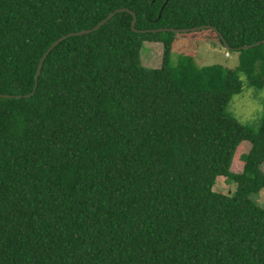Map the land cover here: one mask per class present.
Here are the masks:
<instances>
[{
  "label": "trees",
  "instance_id": "16d2710c",
  "mask_svg": "<svg viewBox=\"0 0 264 264\" xmlns=\"http://www.w3.org/2000/svg\"><path fill=\"white\" fill-rule=\"evenodd\" d=\"M123 8L139 32L123 12L68 38L26 98L53 43ZM200 26L236 69L172 65L179 34L144 32ZM263 40L264 0H0V264H264V117L228 111L241 75L264 88V44L242 49Z\"/></svg>",
  "mask_w": 264,
  "mask_h": 264
},
{
  "label": "rangeland",
  "instance_id": "374dc122",
  "mask_svg": "<svg viewBox=\"0 0 264 264\" xmlns=\"http://www.w3.org/2000/svg\"><path fill=\"white\" fill-rule=\"evenodd\" d=\"M174 46L171 64H178L182 56L193 57L196 65L200 68L220 66L226 69H236L239 65V52H231L225 49L210 31L197 33L179 34ZM264 52V46L262 48ZM143 65L149 69H158L163 62V45L160 43L144 44L141 52ZM247 78L241 75L243 81V91L234 96L230 105L229 113L243 125L254 131L259 129L264 117V88L256 89L248 84ZM251 149L249 142H244L237 152L231 171L239 174L244 168L243 157ZM264 169V165H263ZM237 185L233 181L219 177L214 190L225 195H232L236 191ZM253 199L264 207V189L253 196Z\"/></svg>",
  "mask_w": 264,
  "mask_h": 264
},
{
  "label": "water",
  "instance_id": "95a60500",
  "mask_svg": "<svg viewBox=\"0 0 264 264\" xmlns=\"http://www.w3.org/2000/svg\"><path fill=\"white\" fill-rule=\"evenodd\" d=\"M123 12H127L129 14H131L133 16V22H132V30L135 31V32H139L137 29H136V24H137V15L132 12L130 9H127V8H123V9H119L117 11H115L114 13L110 14L102 23H100L98 26H96L95 28L91 29V30H87V31H82V32H78V33H73V34H70V35H67V36H64L62 38H60L58 41H56L55 43H53L51 45V47L46 51V53L44 54V56L42 57L41 61H40V64L38 66V70H37V74H36V82H35V87H34V90L33 92L26 96V98H29L31 97L32 95L35 94L36 90H37V87H38V80H39V77H40V74H41V71H42V68H43V65H44V62L45 60L47 59L48 55L62 42H64L65 40H67L68 38L70 37H75V36H84V35H88V34H91L93 32H96L98 30H100L104 25H106L110 20H112L117 14L119 13H123ZM213 30L215 31L216 33H218L219 37L221 38V40L223 41L224 43V47L226 50L228 51H233V49L229 46V44L227 43V41L225 40L224 36L215 28V27H212V26H200V27H195V28H190V29H157V30H152V31H144L145 33L146 32H153V33H156V32H172V33H175V34H186V33H194V32H200V31H204V30ZM264 44V40L261 41V42H258L254 45H251V46H246V47H243L242 49L243 50H249L251 48H254V47H257V46H260ZM0 97H4V98H14V96H0ZM16 98H22L21 96H16Z\"/></svg>",
  "mask_w": 264,
  "mask_h": 264
}]
</instances>
